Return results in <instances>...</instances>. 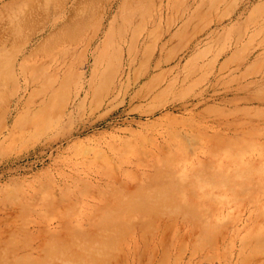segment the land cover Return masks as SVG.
I'll return each mask as SVG.
<instances>
[{"label": "rangeland", "instance_id": "1", "mask_svg": "<svg viewBox=\"0 0 264 264\" xmlns=\"http://www.w3.org/2000/svg\"><path fill=\"white\" fill-rule=\"evenodd\" d=\"M262 232L264 0H0V264H264Z\"/></svg>", "mask_w": 264, "mask_h": 264}, {"label": "bare ground", "instance_id": "2", "mask_svg": "<svg viewBox=\"0 0 264 264\" xmlns=\"http://www.w3.org/2000/svg\"><path fill=\"white\" fill-rule=\"evenodd\" d=\"M206 224V223H205ZM209 225H211V224H208V227H209ZM204 226V225H203ZM204 230V229H203ZM262 233H264V232H262ZM258 234V236L257 237H259L260 235H259V232L257 233ZM262 237V236H261ZM256 238V237H255ZM259 239H260V237H259ZM258 240V239H257ZM262 240H263V238H262Z\"/></svg>", "mask_w": 264, "mask_h": 264}]
</instances>
